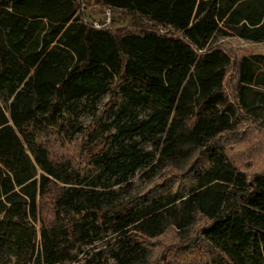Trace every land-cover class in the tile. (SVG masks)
<instances>
[{"label": "trees", "instance_id": "1", "mask_svg": "<svg viewBox=\"0 0 264 264\" xmlns=\"http://www.w3.org/2000/svg\"><path fill=\"white\" fill-rule=\"evenodd\" d=\"M97 1L182 37L94 28L78 0H0V264L74 262L105 236L87 264H152L170 230L186 264H264V169L224 139L264 116V55L218 44L264 42V0ZM84 134L77 160L54 152Z\"/></svg>", "mask_w": 264, "mask_h": 264}, {"label": "rangeland", "instance_id": "2", "mask_svg": "<svg viewBox=\"0 0 264 264\" xmlns=\"http://www.w3.org/2000/svg\"><path fill=\"white\" fill-rule=\"evenodd\" d=\"M78 3V14L86 24L94 28L108 30L118 36L125 33L143 34L148 31H158L159 33L165 34L167 31H170L169 34L182 37L180 32H176L171 28L155 25L152 21L138 12L109 8L102 5V3L97 0H78ZM218 44H221L224 49L239 58L264 55V42H253L242 39L238 36H228L219 38ZM232 84L233 72L230 70L226 82V90L229 97L235 101ZM262 89L264 90V88ZM106 100L107 96L101 101L100 107H102ZM92 118V114H87L82 118V123L88 131L91 129L90 124ZM86 134L80 136L78 144L67 146L66 150H62L61 146H58L57 144L52 148L56 154L59 152L62 153L63 151V153L69 154L77 160L79 152L82 155L84 154L82 153L84 152L83 148L80 149L79 146L86 144L88 138V135ZM224 139L228 144L229 154L234 161L238 162L248 170L264 169V116L261 113L257 120H254L249 115L243 114L234 130L225 135ZM146 147L147 149H151V145H147ZM148 169L149 168L138 171L132 178L131 181L136 187L142 189L149 185V177L151 174L147 173ZM170 172H167L165 167L158 168L155 171L153 180L158 182L163 176H170ZM36 226L37 240L40 241L41 224L38 222ZM110 238L111 236H105L94 245L81 246L80 250H83L84 253L90 250L91 253L104 247ZM155 242L158 244L154 247L155 256L152 264H173L175 258L177 262H180L179 264H186L183 261L186 256L184 257L181 252H178L179 248L183 246L184 241L176 239L175 233L172 230L156 239ZM94 248L95 250H93ZM84 253L80 252L78 254V259L74 262L58 264H87L85 258L88 255H85ZM113 263L114 261L111 260L110 264Z\"/></svg>", "mask_w": 264, "mask_h": 264}]
</instances>
